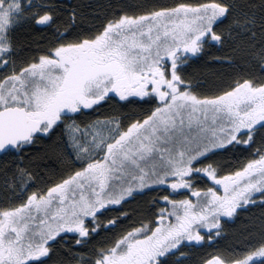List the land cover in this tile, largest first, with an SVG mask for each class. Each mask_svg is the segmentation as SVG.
I'll use <instances>...</instances> for the list:
<instances>
[{
  "label": "snow or ice",
  "instance_id": "snow-or-ice-1",
  "mask_svg": "<svg viewBox=\"0 0 264 264\" xmlns=\"http://www.w3.org/2000/svg\"><path fill=\"white\" fill-rule=\"evenodd\" d=\"M0 264H264V0H0Z\"/></svg>",
  "mask_w": 264,
  "mask_h": 264
}]
</instances>
